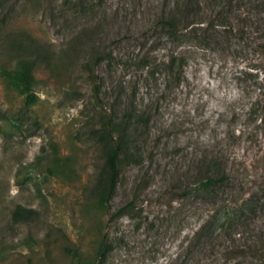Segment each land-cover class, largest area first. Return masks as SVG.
Here are the masks:
<instances>
[{
	"label": "rangeland",
	"instance_id": "1",
	"mask_svg": "<svg viewBox=\"0 0 264 264\" xmlns=\"http://www.w3.org/2000/svg\"><path fill=\"white\" fill-rule=\"evenodd\" d=\"M199 1V40L177 42L152 20L164 0H0V264H73L67 249L91 257L100 232L111 245L105 264L225 263L223 241L194 247L208 206L180 189L217 156L242 182L233 195L264 199V126L250 112L264 94V10L233 0L221 16L213 0ZM171 56L186 63L180 86L166 71ZM21 60L34 64L30 108L6 77ZM130 110L148 115L149 133L111 209L145 181L142 217L110 222L88 193L104 162L93 131ZM251 224L239 240L249 254L231 264H264L254 234L264 214Z\"/></svg>",
	"mask_w": 264,
	"mask_h": 264
},
{
	"label": "trees",
	"instance_id": "2",
	"mask_svg": "<svg viewBox=\"0 0 264 264\" xmlns=\"http://www.w3.org/2000/svg\"><path fill=\"white\" fill-rule=\"evenodd\" d=\"M213 1L220 9L219 14L224 16L222 9L228 5L232 6L233 0ZM224 4L227 6L224 7ZM201 8L199 0H175L172 7L169 6V2L164 0L162 5H159L157 9L154 8L152 20L155 21L156 27H160V30L174 41L181 42L186 37L199 40L197 31L201 27L194 18L200 14ZM256 8L264 10L263 0H259ZM258 23L264 32V21ZM214 27L215 25L210 23L206 30L212 33L215 31ZM238 35L244 37L245 33L239 31ZM203 41L206 43L205 47L208 48L211 41L205 37ZM101 61L102 58L97 56L95 63L99 64ZM185 64L181 57L171 56L166 66L167 73L178 86L182 83ZM33 67L32 62L21 60L13 70L6 73L9 83L20 95L24 96V104L27 108L34 106L38 100L37 95L33 92L35 84ZM95 90L97 89L95 88ZM250 112L256 116L254 121L264 126V94L254 99ZM148 124L147 114L130 110L121 116L115 113L108 118H103L99 127L93 131V137L104 155V162L88 189V193L93 199L97 211L108 218L110 222L123 217L133 220L142 217V210L138 208V202L139 194L145 190L147 185L145 181L141 185L135 186V194L128 203L116 211H112L111 204L119 188L123 168L140 165L143 161L141 152L144 147L143 140L149 133ZM43 161H46V156L40 155L38 162ZM236 185H242L241 180L232 176L231 172L223 167L222 160L215 156L203 163L193 182H189L182 190L180 189L182 198H193L198 203L208 206L207 218L190 234L194 239V247L200 248L202 251L215 248L216 242L223 241L225 247L229 248L226 250V261L223 264H231L234 258L249 254V250L240 247L239 240L246 238L257 214H264V199L254 193L238 192L237 195H233L237 193ZM24 212L27 213V211ZM21 213L22 210L19 209L15 215L22 217ZM147 220L148 218H146ZM254 234L258 235L256 246L264 250V228ZM96 244L94 253L89 258H84L76 250L67 249L73 264H105L111 252V245L104 232H100V238Z\"/></svg>",
	"mask_w": 264,
	"mask_h": 264
}]
</instances>
